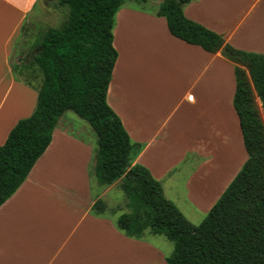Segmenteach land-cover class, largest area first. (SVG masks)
<instances>
[{"label":"crops","instance_id":"1","mask_svg":"<svg viewBox=\"0 0 264 264\" xmlns=\"http://www.w3.org/2000/svg\"><path fill=\"white\" fill-rule=\"evenodd\" d=\"M42 1L0 0V145L36 107V91L16 78L10 56L28 16ZM155 9L117 12L118 57L107 101L132 140L144 145L135 162L161 182L164 195L181 210L177 202L182 192L195 210L207 212L230 182L223 168L210 174L206 185L194 182L202 166L219 154L230 156L227 162L234 166L245 148L233 106L234 65L221 52L172 35ZM184 13L223 35L234 48L264 54V0H192ZM60 119L26 180L0 206V264H99L121 244L134 248L137 257L145 256V264L163 263L157 247L126 237L111 218L92 214L101 197L89 172L95 144L75 138L60 126ZM206 145L212 147L209 153L201 150L205 162L181 185L177 166ZM216 186L215 199L208 203Z\"/></svg>","mask_w":264,"mask_h":264},{"label":"trees","instance_id":"2","mask_svg":"<svg viewBox=\"0 0 264 264\" xmlns=\"http://www.w3.org/2000/svg\"><path fill=\"white\" fill-rule=\"evenodd\" d=\"M126 1L57 0L58 6H68L66 20L48 27L27 53L42 74L36 107L0 145V206L26 180L60 117L71 110L97 135L90 175L102 185L117 182L125 193L129 211L108 216L116 227L138 238L147 229L164 235L174 243L167 264H264V54L236 49L220 33L188 18L184 8L192 0H161L155 9L172 35L221 52L234 65L233 106L248 156L205 218L194 224L164 195L150 170L135 162L144 145L132 140L107 101L118 57L116 14ZM26 68L23 61L12 66L17 79L15 72ZM115 211L101 198L91 208L96 215Z\"/></svg>","mask_w":264,"mask_h":264},{"label":"rangeland","instance_id":"3","mask_svg":"<svg viewBox=\"0 0 264 264\" xmlns=\"http://www.w3.org/2000/svg\"><path fill=\"white\" fill-rule=\"evenodd\" d=\"M158 4L159 3H155L154 0H147L146 2L137 1V0H127L121 8L122 9L132 8L136 10L142 8L146 10H152L158 7ZM67 12H68V6L66 5L58 6L57 0L42 1L38 6L36 12L28 16V19L24 25V30L22 31L20 39L18 40L16 47L10 56V63L12 66L20 63L21 61L25 63L27 68L22 72V74L17 71L15 73L17 74V76H19L21 81L25 82V84L28 85L29 87L33 88L36 91V94H38L37 90H38V86L41 83L42 74L37 68V66L35 65L32 66L30 64L31 60L27 57L28 50L31 47L33 41L38 37H41L44 31L48 27L60 26L66 20ZM224 83L225 81L221 80V86L224 87ZM216 101H217V94L214 98V102ZM216 111L218 115L222 116L220 110H216ZM60 126L67 129L71 135L75 136V138H79L87 142H91L95 144V149L97 148L96 132L93 130L91 125L88 123V121L78 116L75 112L71 110L65 112L63 114V118L60 119ZM197 144L204 145L202 142H200V140H198ZM211 147L212 146L208 147L207 145L206 147L203 146L197 147L198 150L197 153L190 152L187 158H185L184 161L182 160L180 165L177 166V170L180 171V173L177 175L178 176L177 178L181 185L184 184L186 179L192 174L193 171H195L202 164V162H205L201 150L205 153H209ZM239 154H242V152L240 153V150H239ZM244 155H247L245 148L243 151V156L239 155L237 162L234 164V166L233 165L229 166V163L227 162V159L230 156L228 157L226 156L225 158H223V155L219 154V156L212 157L211 161H209L208 163L202 166L200 175L196 180H194V182L198 181L200 184H202L203 182H205V185L208 184L210 182L209 179H207L208 176L210 174L214 175L215 171L220 170L221 168H223V174L225 175V178H227V180L231 182V180L235 177L236 173L240 170L242 166L241 163L244 160ZM91 182L92 185L95 186L94 192L97 194H101L100 198L106 202L107 207L111 210L113 209L116 210L115 212L106 213L102 215H96L95 213L92 212L93 215L99 217H108L110 215L111 217L116 218L119 217L123 212L129 211V209L125 206L126 203L125 193L121 190V188L118 187L117 182L111 185H102L98 182V180L94 176H91ZM216 187L217 188L215 189L213 188L210 194L207 195L208 203L212 199L214 200L216 198L215 201L213 202V205L217 202V200L221 196L220 195L219 197L213 198L216 195L219 186ZM105 189H107V192L106 191L104 192ZM178 195L180 196V199L177 203L181 208V210L194 224H199L208 214V211L204 212L202 210H195L192 207V205L188 203V198L186 197V195L182 196L183 195L182 192H178ZM117 231H119V233H122L126 237H129L134 240L145 241L146 243H149L157 247L163 256V263L161 262L160 259H158L157 260L158 264H167V257L170 256L174 251V243L172 241L167 239L164 235L152 234L149 231V229H147L144 232L143 236L139 238L127 235L118 227H117ZM110 252L111 253L109 255V258H101L99 264H137V263L145 264L144 263L145 256L137 257L134 254V248H131L130 245L121 244L118 245L115 249L112 247L110 249Z\"/></svg>","mask_w":264,"mask_h":264},{"label":"water","instance_id":"4","mask_svg":"<svg viewBox=\"0 0 264 264\" xmlns=\"http://www.w3.org/2000/svg\"><path fill=\"white\" fill-rule=\"evenodd\" d=\"M224 51V49H222Z\"/></svg>","mask_w":264,"mask_h":264}]
</instances>
